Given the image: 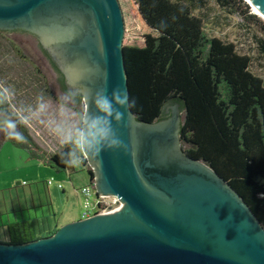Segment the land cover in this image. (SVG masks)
<instances>
[{"label":"water","instance_id":"95a60500","mask_svg":"<svg viewBox=\"0 0 264 264\" xmlns=\"http://www.w3.org/2000/svg\"><path fill=\"white\" fill-rule=\"evenodd\" d=\"M250 1L264 13V0ZM0 32L37 37L69 91L118 88L131 101L119 0H0ZM167 114L149 124L131 108L117 126L126 147L85 158L98 197L119 200L107 213L0 243V264H264L263 224L230 182L184 152L180 104Z\"/></svg>","mask_w":264,"mask_h":264},{"label":"trees","instance_id":"16d2710c","mask_svg":"<svg viewBox=\"0 0 264 264\" xmlns=\"http://www.w3.org/2000/svg\"><path fill=\"white\" fill-rule=\"evenodd\" d=\"M196 2L191 0L192 7L197 8ZM130 3L145 40L144 47H124L137 119L149 124L163 121L169 118L168 107L180 104L185 113L184 152L206 162L230 182L264 226V80L251 71L252 58L240 54L233 43L210 38L202 19L188 4L173 0ZM13 48L25 58L14 43ZM61 82L65 85L63 75ZM75 100L77 105L83 104L80 95ZM5 110L4 102L0 113ZM14 121L27 142L7 140L24 149L32 160L60 170L74 168L61 156L67 146L51 155L35 143L15 116ZM82 163L88 165L86 159ZM58 229L41 235L34 220L27 219L10 225L9 242L0 243L28 244L52 237Z\"/></svg>","mask_w":264,"mask_h":264},{"label":"rangeland","instance_id":"374dc122","mask_svg":"<svg viewBox=\"0 0 264 264\" xmlns=\"http://www.w3.org/2000/svg\"><path fill=\"white\" fill-rule=\"evenodd\" d=\"M173 1L192 7L191 0ZM119 2L125 20L124 47H144L145 40L130 0ZM195 4L197 8L192 7V10L202 19L206 34L233 43L240 54L251 57V71L264 80V19L252 5L247 0H205L204 4L197 0ZM13 43L24 59L13 48ZM52 64L32 36L0 32V88H8L10 92L5 106L20 122L28 117L27 122L21 123L39 147L45 150L41 145L50 144L51 149L59 152L63 148L59 140L49 141L56 136L53 130L58 125L65 128L76 125L79 114L86 108L84 103L74 107L69 96L61 92ZM41 103L45 104L43 112L38 110ZM0 149L1 242L8 243L9 226L23 220L42 221L38 227L41 234L54 222L59 224V231L77 219H84L86 201L76 174L32 160L30 154L12 141H3ZM84 167L91 170L89 164ZM82 168L77 167L76 171ZM71 176L73 181H70ZM48 180H54V185L49 187ZM60 184L66 188V193Z\"/></svg>","mask_w":264,"mask_h":264},{"label":"clouds","instance_id":"9594fccd","mask_svg":"<svg viewBox=\"0 0 264 264\" xmlns=\"http://www.w3.org/2000/svg\"><path fill=\"white\" fill-rule=\"evenodd\" d=\"M9 95L8 88H0V104L6 102ZM79 95L81 100L87 103L88 110L79 114L76 125L70 128L58 125L53 130L59 143L68 147L61 156L63 162L70 167L80 165L85 158L95 159L102 151L126 147L117 126L124 122L125 113L135 106V101H130L127 93L118 88L111 94L106 88L94 91L83 88L79 90ZM38 110L43 112L45 104L41 103ZM27 120L28 117H24L21 122ZM16 129V121L12 119L0 121V131H3L7 138L18 143L27 142L24 134Z\"/></svg>","mask_w":264,"mask_h":264},{"label":"built area","instance_id":"2783aa9c","mask_svg":"<svg viewBox=\"0 0 264 264\" xmlns=\"http://www.w3.org/2000/svg\"><path fill=\"white\" fill-rule=\"evenodd\" d=\"M54 180L49 182V185H52ZM62 189V185H60ZM81 193L85 197L86 201V212L84 214V219L90 218L97 214L107 213L109 208L119 202L118 198L113 197L111 199H106L104 197H98L94 187L88 186L81 189Z\"/></svg>","mask_w":264,"mask_h":264},{"label":"crops","instance_id":"0c3cea01","mask_svg":"<svg viewBox=\"0 0 264 264\" xmlns=\"http://www.w3.org/2000/svg\"><path fill=\"white\" fill-rule=\"evenodd\" d=\"M70 111H71V109H70ZM72 111H73V110H72ZM54 140H58L57 135H56V136H52V139H50L49 141L54 143ZM57 142H59V141H57ZM55 144H56V143H55ZM41 146H42L47 152H49L50 154H58V153H60V152L66 147V146H63V145H62L63 148H60V151H59V152H56L55 149H53V148L51 149V148L49 147L50 144H48V145H47V144H42ZM77 167H83V168H82L81 170H77V171H76V168H77ZM73 170L76 171V172H73L72 170H71V171H68V172H69L70 174H76L75 176H77V178H80L81 183H82V185H81L82 188H84V187H88V186H91V185H92V178H91V176H90V173H89V171L84 167L83 164H82V165L80 164V165L74 167ZM83 175H84V176H83ZM70 181H73L72 176L70 177ZM49 182H50V180H48V184H47L49 187L54 185V183H53L52 185H49ZM60 185H61V184H60ZM82 188H80V192H81V189H82ZM63 192H64V193L67 192L66 188H63ZM81 194H82V193H81ZM82 195H83V194H82ZM83 197H84V195H83ZM84 199H85V197H84ZM80 220H82V219H77V220H75V221H80ZM41 222H42V221H41ZM41 222L38 221V220H34V224H35V228H36L37 232H38L39 224H40ZM57 227H59V224H58L57 222H54V223H52L51 228H50L48 231H45V232L41 233V235L44 234V233H46V232L56 230Z\"/></svg>","mask_w":264,"mask_h":264},{"label":"flooded vegetation","instance_id":"af4514ba","mask_svg":"<svg viewBox=\"0 0 264 264\" xmlns=\"http://www.w3.org/2000/svg\"><path fill=\"white\" fill-rule=\"evenodd\" d=\"M13 33L27 34V33H23V32H12L11 34H13ZM29 35L37 40V42L39 44V47L41 49V53H43L46 58H49L47 53L42 49L39 39L37 37L31 35V34H29ZM53 67L55 68V71L57 73V84H58L59 89L61 90V92H63L67 96H69V98L72 100L73 104L75 105L74 107H78L79 105H77L75 98L79 95V90L80 89H77V90L73 89V90L69 91L67 86H66V84L63 85L62 82H61V77H62L63 74L61 72H59V70H57V68L54 65H53ZM167 111H168V109H167ZM167 111H166V113H167ZM6 119L14 120V115L8 110H5V111L0 113V121L6 120ZM1 132H3V131H0V137H1ZM1 139L2 138H0V145L2 144V141H6V142L8 141L6 138L4 140H1Z\"/></svg>","mask_w":264,"mask_h":264},{"label":"bare ground","instance_id":"6f19581e","mask_svg":"<svg viewBox=\"0 0 264 264\" xmlns=\"http://www.w3.org/2000/svg\"><path fill=\"white\" fill-rule=\"evenodd\" d=\"M247 1L252 5L255 12L264 19V13L255 4H253L250 0H247Z\"/></svg>","mask_w":264,"mask_h":264}]
</instances>
